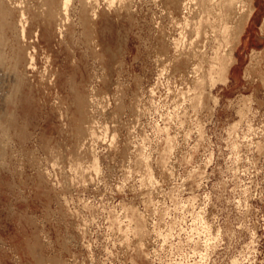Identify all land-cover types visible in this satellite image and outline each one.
Instances as JSON below:
<instances>
[{
  "label": "rangeland",
  "instance_id": "rangeland-1",
  "mask_svg": "<svg viewBox=\"0 0 264 264\" xmlns=\"http://www.w3.org/2000/svg\"><path fill=\"white\" fill-rule=\"evenodd\" d=\"M237 2L224 40L196 0L2 1L0 264H264V0Z\"/></svg>",
  "mask_w": 264,
  "mask_h": 264
},
{
  "label": "bare ground",
  "instance_id": "bare-ground-1",
  "mask_svg": "<svg viewBox=\"0 0 264 264\" xmlns=\"http://www.w3.org/2000/svg\"><path fill=\"white\" fill-rule=\"evenodd\" d=\"M2 1L3 0H0V26H1V28H0V39H2L3 37H2V32H3V28H4V24L6 23V10L3 8V5H2ZM172 1H174V0H172ZM176 1V0H175ZM181 1V0H180ZM194 1V0H193ZM196 1H198L200 4H199V6H201L202 8H200V9H202V12L204 11L205 13L206 12H208L207 14H209V16L206 14V16H203L204 18H202L201 19V16H200V21H198L197 23H198V26H199V24H200V27L203 25L205 28H206V31H208V29L209 30H211V31H209L210 32V34H211V32H213V34L215 33V35L218 37V38H223L224 40L225 39H227V35L228 34H230V33H228V32H230L231 30H232V28H231V26H230V19L231 18H233V16H231V14L232 13H234V12H236V11H238L237 9H239V8H237L238 7V5H237V0H196ZM241 1V0H240ZM66 3H67V0H66ZM240 3V2H239ZM250 3V2H249ZM172 4V3H171ZM196 4V3H195ZM67 5V4H66ZM185 5H186V3H185ZM196 5H198V4H196ZM191 7H193V6H191ZM249 9H248V13H247V15L245 14V16H246V18H245V20L246 19H249L250 20V17H251V15L253 14V12H254V7H253V5H252V3L251 4H249ZM65 8V7H64ZM246 8V7H245ZM194 9V8H193ZM192 9V10H193ZM196 9H198V8H196ZM242 9V8H241ZM240 10V9H239ZM188 11V10H187ZM210 11V12H209ZM241 11V10H240ZM201 12V13H202ZM243 12V11H242ZM198 13V12H197ZM204 13V14H205ZM238 13V12H237ZM239 13H241V12H239ZM213 15V16H212ZM241 15V14H240ZM242 15H244V13L242 14ZM212 16V17H211ZM236 16H237V14H236ZM244 16V17H245ZM231 17V18H230ZM238 17V16H237ZM244 17H242V20H244L243 18ZM195 18V17H194ZM235 18V17H234ZM244 20V21H245ZM239 23V22H238ZM190 25V24H189ZM197 25V24H196ZM195 25V26H196ZM197 26V27H198ZM202 26V27H203ZM197 27H195V29L197 28ZM199 27V28H200ZM209 27V28H208ZM230 28H231V30H230ZM237 29H238V32H236L237 34H238V36L239 35H241V33H242V31H243V27H242V24H238V27H236ZM198 29V28H197ZM193 30V29H192ZM230 30V31H229ZM235 30V29H234ZM233 30V31H234ZM206 31H203L204 33L206 32ZM199 33H201V31H199V29H198V32H197V34H199ZM207 33V32H206ZM235 34V33H234ZM201 35V34H200ZM206 35V34H205ZM212 35V34H211ZM214 35V36H215ZM232 35V34H231ZM182 36V35H181ZM192 36V35H191ZM220 36V37H219ZM235 36H237V35H235ZM237 36V37H238ZM202 37H203V35H202ZM211 37V36H210ZM217 37H215L216 39H217ZM232 37V36H231ZM234 37V36H233ZM197 38H199V37H197ZM205 38H209V36L207 37H205ZM215 38H213L212 39V37H211V39L212 40H216ZM210 39V38H209ZM201 40V39H200ZM203 41V40H202ZM209 41V40H208ZM218 41V40H217ZM233 41V40H232ZM194 42V41H193ZM213 42V41H212ZM238 42V41H237ZM242 42H244V38L242 39ZM210 43V42H209ZM221 43V45H222V42H220ZM220 43L218 44V46L216 47L215 46V50H213L212 49V52H213V56L211 57L210 56V58L209 57H207L205 54H203L202 55V57H200V56H198V54H197V56H194L195 58L196 57H200V58H202V62L204 63V61H206V62H209L208 63V65L210 64V66H211V68L208 66V68H210V69H208L209 70V73H208V75L211 73V69L212 70H216V73H217V80H219L220 82H223V83H226L227 81H228V72H229V68H230V66L232 65L231 63L234 61V52H233V48H231V50H230V52L228 53V56H226V55H220V54H222L221 52H219L220 50H219V48H220ZM235 43V42H234ZM192 44V43H191ZM195 44V43H194ZM197 44V43H196ZM200 44V43H199ZM211 44V43H210ZM226 44V43H225ZM193 45V44H192ZM201 45V44H200ZM209 45V44H208ZM223 46V45H222ZM221 46V47H222ZM232 46V45H231ZM200 47V46H199ZM207 47V46H206ZM212 47H214V46H212ZM233 47V46H232ZM185 48V47H184ZM189 48V47H188ZM205 48V47H204ZM224 48V47H223ZM228 48V47H227ZM226 48V49H227ZM222 49V48H221ZM210 50V49H209ZM223 50V49H222ZM187 51V50H186ZM191 51V50H190ZM196 51V50H195ZM194 51V52H195ZM198 51V50H197ZM196 51V52H197ZM200 51V50H199ZM202 51V50H201ZM224 51V50H223ZM202 52H204V51H202ZM207 52V51H206ZM205 52V53H206ZM211 52V51H210ZM199 53V52H198ZM207 54V53H206ZM196 55V54H195ZM200 55V54H199ZM212 55V54H211ZM191 56V55H190ZM209 56V55H208ZM182 57V56H181ZM191 59H189V61H190ZM198 60V59H197ZM200 60V59H199ZM185 61V60H184ZM186 61H187V63H188V60H187V58H186ZM194 62H195V60H193ZM1 62H2V59H1V55H0V65H1ZM194 62H190V64L191 63H194ZM180 63V62H179ZM197 63V62H196ZM195 63V64H196ZM200 63V61L198 62V64ZM197 64V66H199ZM202 64V63H201ZM204 65V64H203ZM196 65H195V67H197ZM205 66V65H204ZM193 67H194V64H193ZM203 66L202 65H200V69L202 68ZM203 68H205V67H203ZM202 68V69H203ZM199 69V70H200ZM201 69V70H202ZM207 69V68H206ZM206 69H204V72H206L207 70ZM206 70V71H205ZM197 71V70H196ZM203 71V70H202ZM202 71H201V74L203 75V77H205L204 76V73H202ZM195 72V71H194ZM212 72H214V71H212ZM198 75H200V73L198 74ZM202 75H200L199 77H201ZM208 75L206 76V77H208ZM209 76H211V75H209ZM198 77V76H197ZM214 77H215V75H214ZM195 78V77H194ZM193 78V79H194ZM210 78H212V77H210ZM200 79H202V77L201 78H199V79H197L196 78V80L194 79V81H198V80H200ZM204 79V78H203ZM203 79L202 80H200V82L201 81H203ZM208 79V78H207ZM213 79V78H212ZM183 80V79H182ZM217 80H215V81H217ZM205 81V80H204ZM212 82H213V80H212ZM203 83V82H202ZM197 84V83H196ZM195 84V85H196ZM198 84H199V82H198ZM201 84V83H200ZM187 85V84H186ZM202 85V84H201ZM204 85V84H203ZM202 85V86H203ZM197 86V85H196ZM202 86H200L201 88H203ZM205 87V86H204ZM207 87V86H206ZM200 88V90H202ZM199 91V90H198ZM199 93V92H198ZM186 95H187V93H186ZM189 96V95H188ZM200 97V96H199Z\"/></svg>",
  "mask_w": 264,
  "mask_h": 264
}]
</instances>
